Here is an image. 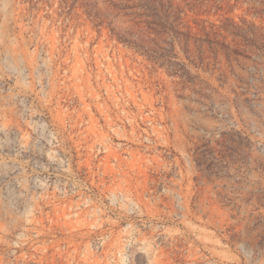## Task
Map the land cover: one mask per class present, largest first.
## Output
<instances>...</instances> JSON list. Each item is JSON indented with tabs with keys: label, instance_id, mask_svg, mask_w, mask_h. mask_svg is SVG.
Segmentation results:
<instances>
[{
	"label": "rangeland",
	"instance_id": "374dc122",
	"mask_svg": "<svg viewBox=\"0 0 264 264\" xmlns=\"http://www.w3.org/2000/svg\"><path fill=\"white\" fill-rule=\"evenodd\" d=\"M105 1L0 0V264H264V0H176V72Z\"/></svg>",
	"mask_w": 264,
	"mask_h": 264
},
{
	"label": "trees",
	"instance_id": "16d2710c",
	"mask_svg": "<svg viewBox=\"0 0 264 264\" xmlns=\"http://www.w3.org/2000/svg\"><path fill=\"white\" fill-rule=\"evenodd\" d=\"M84 7L98 30L105 27L111 38L171 72L177 71L171 60L178 59L179 51L187 56L190 42H201L186 24L185 7L176 0H106L107 18L97 3ZM196 51L200 56L204 52L202 46Z\"/></svg>",
	"mask_w": 264,
	"mask_h": 264
}]
</instances>
